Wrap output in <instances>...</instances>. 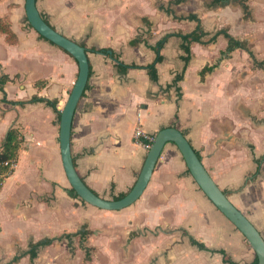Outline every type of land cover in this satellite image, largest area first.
Instances as JSON below:
<instances>
[{
    "label": "crops",
    "instance_id": "0c3cea01",
    "mask_svg": "<svg viewBox=\"0 0 264 264\" xmlns=\"http://www.w3.org/2000/svg\"><path fill=\"white\" fill-rule=\"evenodd\" d=\"M25 5L0 0V18L16 34L12 42L0 31V75L9 78L0 89V153L11 128L23 140L0 187V264H229L224 255L234 264L254 261L244 234L202 190L174 142L132 205L107 210L74 194L60 119L79 65L30 24ZM37 6L87 49L90 74L72 120L71 152L88 186L108 199L126 194L149 151L136 129L155 137L176 127L264 236V0ZM199 25L201 38L187 52L182 34ZM225 33L242 46L229 50ZM36 96L57 100L58 111ZM85 230V237L63 236ZM45 238L54 240L32 257L30 244Z\"/></svg>",
    "mask_w": 264,
    "mask_h": 264
},
{
    "label": "water",
    "instance_id": "95a60500",
    "mask_svg": "<svg viewBox=\"0 0 264 264\" xmlns=\"http://www.w3.org/2000/svg\"><path fill=\"white\" fill-rule=\"evenodd\" d=\"M25 8L30 24L43 37L68 51L77 60L79 65L76 82L61 111L60 119V142L63 165L71 186L78 196L94 206L107 210H120L132 205L146 189L166 143L169 141L174 142L180 149L191 174L199 186L218 209L244 234L258 257L257 264H264V236L248 216L231 201L228 194L217 184L188 138L176 127L164 128L156 134L136 183L123 197L118 199L104 198L88 186L76 170L71 152L72 120L90 74L87 49L84 45L53 27L38 9L37 0H26Z\"/></svg>",
    "mask_w": 264,
    "mask_h": 264
},
{
    "label": "trees",
    "instance_id": "16d2710c",
    "mask_svg": "<svg viewBox=\"0 0 264 264\" xmlns=\"http://www.w3.org/2000/svg\"><path fill=\"white\" fill-rule=\"evenodd\" d=\"M180 1H182V0H176V2H180ZM187 18H189V19H195V20H197V21L200 22V19L195 14H190ZM0 31H3V32H5L7 34V37H8V40L9 41H12V42L16 41V34L11 29L10 25L4 19H2V18H0ZM202 31L203 30H202L201 26L199 25L198 28L194 32L188 33V34H182L184 40H186V42H187L185 44V49H186L187 52L190 51V42H192L194 40H196V41H199L200 40ZM225 34H226V36L229 39V45H228V49L229 50H233L236 47L242 46L241 45V42L239 40L235 39L233 36H231L228 33H225ZM169 36L170 35L164 37L161 41L158 42V44L156 46V50L158 52L163 47L164 43L169 38ZM62 49H64V48H62ZM161 58H162L161 55L158 54L157 61H159ZM8 79L9 78H8L7 75H0V89H3V85H4V83ZM43 84H44L43 81H37L36 82V85H38V86H42ZM34 100H45L56 111H58V108H57V100L45 99V98L39 97V96L34 97ZM22 141H23L22 140V137H20L18 135V131L15 128H11L10 131H9V133H8V135H7L6 141L4 143L3 150L0 153V187L2 185L3 178L9 172H11L12 169H13V167L11 165H6L5 164V161H9L10 163L16 162L17 156H18V149L20 148ZM72 191L74 192V194L76 196H78V194L76 193V191L73 188H72ZM124 195L125 194L118 195V196L115 197V199L121 198ZM79 233L85 237L89 233V230H85L84 232L81 231V232H78V233L66 234V235H63V236H73V235H76V234H79ZM63 236H60V238L63 237ZM53 240H54V238H45V239L39 240L37 242H32L30 244L31 245V248H30V251H29L30 254H31V256L33 257V256L36 255V249L39 246L50 244ZM194 241H195V239H194ZM198 245L201 248L207 249V247L203 243H198ZM87 256L89 257V252L87 253ZM17 258L18 257H16L14 260H16ZM224 258L226 259V261L229 264H234L233 261L227 259L226 255H224ZM257 263H258V257L256 256L255 259H254V261H252L249 264H257Z\"/></svg>",
    "mask_w": 264,
    "mask_h": 264
},
{
    "label": "built area",
    "instance_id": "2783aa9c",
    "mask_svg": "<svg viewBox=\"0 0 264 264\" xmlns=\"http://www.w3.org/2000/svg\"><path fill=\"white\" fill-rule=\"evenodd\" d=\"M135 138L140 141V143H142L147 149H150L154 140V136L144 131L141 127L136 129ZM5 164L11 165L13 167L15 165V162L10 163L9 161H5Z\"/></svg>",
    "mask_w": 264,
    "mask_h": 264
}]
</instances>
